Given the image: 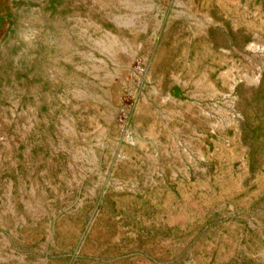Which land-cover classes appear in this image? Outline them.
<instances>
[{
    "label": "rangeland",
    "instance_id": "obj_1",
    "mask_svg": "<svg viewBox=\"0 0 264 264\" xmlns=\"http://www.w3.org/2000/svg\"><path fill=\"white\" fill-rule=\"evenodd\" d=\"M0 264H264V0H0Z\"/></svg>",
    "mask_w": 264,
    "mask_h": 264
}]
</instances>
